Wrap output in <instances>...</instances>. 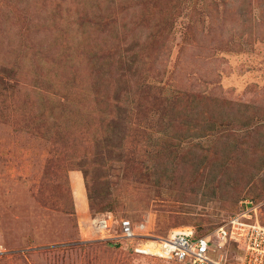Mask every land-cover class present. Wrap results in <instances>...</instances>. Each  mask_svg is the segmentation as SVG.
Listing matches in <instances>:
<instances>
[{
    "label": "rangeland",
    "instance_id": "obj_1",
    "mask_svg": "<svg viewBox=\"0 0 264 264\" xmlns=\"http://www.w3.org/2000/svg\"><path fill=\"white\" fill-rule=\"evenodd\" d=\"M262 198L264 0H0V264H180L87 220L206 234Z\"/></svg>",
    "mask_w": 264,
    "mask_h": 264
},
{
    "label": "built area",
    "instance_id": "obj_2",
    "mask_svg": "<svg viewBox=\"0 0 264 264\" xmlns=\"http://www.w3.org/2000/svg\"><path fill=\"white\" fill-rule=\"evenodd\" d=\"M263 208L264 199H243L238 209L211 233L200 235L189 225L158 233L146 219L117 218L111 212L90 215L87 229L90 235L124 247L133 254L180 264H227L229 245L241 249L240 264H264V223L260 215ZM5 250L0 243V255Z\"/></svg>",
    "mask_w": 264,
    "mask_h": 264
},
{
    "label": "trees",
    "instance_id": "obj_3",
    "mask_svg": "<svg viewBox=\"0 0 264 264\" xmlns=\"http://www.w3.org/2000/svg\"><path fill=\"white\" fill-rule=\"evenodd\" d=\"M262 199H264V198H262ZM262 199H259V200H254V199H252V200H254V201H260V200H262ZM102 212H110V211H102ZM99 213V212H98ZM93 215V214H92ZM194 229H195V231H196V234H198V235H200V234H203V232H199L198 230H197V228H195L194 227ZM109 243H111V242H109ZM112 244V243H111ZM113 245H116V244H113Z\"/></svg>",
    "mask_w": 264,
    "mask_h": 264
}]
</instances>
